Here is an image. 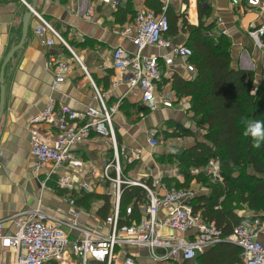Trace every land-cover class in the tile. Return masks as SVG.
<instances>
[{"label": "crops", "instance_id": "crops-1", "mask_svg": "<svg viewBox=\"0 0 264 264\" xmlns=\"http://www.w3.org/2000/svg\"><path fill=\"white\" fill-rule=\"evenodd\" d=\"M87 1L89 2L88 15L77 13L79 0H37L33 8L73 48L87 74L72 61L68 51L56 40L53 47H47L44 44V40L54 39V37L51 33H46L44 38L35 34L40 23L33 14L21 49L5 66L3 82L5 101L0 119V221H4L5 236H11L15 231L12 219L15 214L21 211L32 212L40 206L41 211L48 216L49 223L57 225L59 221L68 220L71 207L68 199L74 200V195L82 197L88 194L75 191L70 195L53 183L47 185L53 191L42 189L39 180L32 172L34 161L31 155V129L35 126L31 124V121L45 109L51 99L58 104L69 105L75 111L85 112L89 108L98 107L95 91L97 89L107 108L115 109L112 121L120 154L126 156L127 161L128 157L133 159L131 163L126 162L121 165L122 171L125 172L126 167L135 165L134 170H127L128 179L145 184L151 182L150 187L161 193L164 190H170L164 182L167 178H174L184 183L183 176L165 173L160 167L162 160L166 161L174 156L173 153L164 149L168 142L184 144L182 148L184 151L196 141H201L206 132V127L197 126L193 113L189 111L190 98H177V104H180L183 111L175 108L152 112L143 105L137 92L128 91L127 75L114 70L111 66L112 53L116 47L121 46L127 51L135 52L133 45L122 35V32L131 26L133 15L130 13L125 16V19L121 18L118 15L119 9L128 8L134 14L142 10L154 12L148 8L147 0H111L108 3L102 0ZM158 1L162 3V12L164 8L167 11V8L171 6L177 13L185 15L190 25H199L197 0ZM26 2L31 5L34 0H26ZM210 6L211 21L216 23L213 34L224 35L231 41L234 68H240L238 58L241 51L245 49L251 54L256 65V72L259 74V69H264V55L255 49L248 37L247 29L250 24L264 25V0H261V4L254 8L248 6L247 0H241L240 5H233V0H211ZM27 10L22 0H0V74L8 54L21 40L22 18ZM192 11L194 17H191ZM184 12H188V19ZM188 37L189 33L182 29L177 36H167L171 40V48L186 45ZM169 51V49H146L144 55L161 58ZM51 54L58 55L59 60L68 63L70 67L66 81L58 90L53 88L55 75L49 64ZM160 62L165 75L164 84L169 85L170 88L171 85L165 81H168L173 74L181 77L191 74L184 67L185 60L177 61L172 68L166 67L162 59ZM124 105L135 108H131L127 113L121 109ZM173 123L177 127H172ZM37 128L44 134L48 133L45 127ZM150 132L154 135L149 134ZM177 133L181 136H173ZM160 135L167 136L162 143L156 140ZM151 137L158 142L156 148H151L148 143ZM118 139L121 142H118ZM164 144L165 147H163ZM112 156L110 141L93 136L92 139L75 147L73 162L62 170L76 184L87 182L92 185L90 193L108 197L111 211L106 218L112 213L108 188L106 185L99 184L93 173L97 175ZM43 178L41 177L42 180ZM219 182L222 181L219 180ZM193 183L203 188L195 180ZM204 190L203 193L208 194V190L205 188ZM199 195L196 192V197ZM96 204L100 205L93 212L83 210L81 206L75 204L80 209L78 222L83 228L107 232L106 218L103 219L99 215L104 201L96 200ZM240 215L252 216L246 210V205L243 206ZM262 215L263 213L254 214L256 217ZM261 219L264 220V217ZM62 229L69 231L64 225ZM78 236L77 232L71 233L72 238ZM131 251L137 252L135 249ZM137 254L140 255L141 264H153L144 250H139ZM199 258L195 261L197 264H199ZM17 260L18 253L0 240V264H16ZM63 264H78V261L67 257Z\"/></svg>", "mask_w": 264, "mask_h": 264}, {"label": "built area", "instance_id": "built-area-1", "mask_svg": "<svg viewBox=\"0 0 264 264\" xmlns=\"http://www.w3.org/2000/svg\"><path fill=\"white\" fill-rule=\"evenodd\" d=\"M22 1L40 23L35 34L44 38L46 33H51L54 39L44 40V44L53 47L56 40L68 51L72 61L87 74L65 39L26 0ZM102 1L108 3L111 0ZM240 4L241 0H233V5ZM247 4L253 8L258 7L261 0H247ZM88 5L87 0H79L77 13L88 15ZM168 32L166 8L158 15L149 10L139 11L131 26L122 32L135 52L119 46L112 53V68L127 75L128 91L137 92L143 105L152 112L175 108L183 111L180 104H177L174 91L164 84L165 75L160 59L168 68L174 67L177 61L185 60L186 70L189 73L196 71L194 65L187 62L193 56L191 49L185 45L171 48V40L166 37ZM247 34L255 49L264 55V43L261 40L264 25L250 24ZM146 49L170 51L159 58L145 56ZM49 64L55 75L53 88L58 90L66 81L70 67L68 63L60 61L56 54L50 55ZM238 64L242 70L256 71L248 50L241 51ZM95 91L98 102L96 108L78 112L69 105H61L51 99L45 109L31 121L35 126L31 129V155L34 161L32 172L42 189L52 190L47 185L53 183L70 195L75 191L90 193L92 185L87 182L76 184L62 170L73 162L77 145L93 136L108 139L113 156L97 175L93 173L96 181L108 188L112 204V213L105 220L108 231L81 227L78 222L80 209L70 198L68 220L59 221L57 225L49 223L48 216L41 211L40 206L32 212L21 211L12 217L15 231L11 236H5L4 221H0V240L18 253L16 264H63L67 257L75 259L78 264H141L140 255L137 254L139 250H144L153 264H197L195 261L207 249L223 242L233 244L241 250V264H264V220L261 219L264 212L253 221L241 222L229 236H224L201 213L194 212L196 192L193 189H171L161 193L145 183L131 181L124 176L112 121L115 109H108L98 90ZM37 127H45L48 133L44 134ZM148 143L151 148L158 146L153 137L149 138ZM132 161L133 159L128 158L129 163ZM210 165L212 168H209L207 174L220 178L218 163L212 161ZM41 177H44L43 180ZM123 186L141 187L146 193L139 223L131 220L132 207L126 209L122 218L120 204ZM121 219L126 223L121 224ZM63 225L69 229L68 232L62 229ZM72 232L79 233V236L72 238ZM131 249L137 252L133 253Z\"/></svg>", "mask_w": 264, "mask_h": 264}, {"label": "trees", "instance_id": "trees-1", "mask_svg": "<svg viewBox=\"0 0 264 264\" xmlns=\"http://www.w3.org/2000/svg\"><path fill=\"white\" fill-rule=\"evenodd\" d=\"M211 0H197L199 25H190L185 15L169 6L166 16L169 32L166 37L177 36L180 29L189 33L185 46L193 56L187 60L195 72L187 77L173 74L166 83L171 85L178 99L190 98L189 111L199 128L205 129L201 141L167 159H177L180 174L187 183L195 180L208 194H200L193 200V210L215 225L224 236H229L234 227L243 221H253L254 214L264 212V146L256 149L250 139L242 136L241 118L264 120V69L258 72L234 68L231 41L224 35L213 34L216 23L211 21ZM147 6L157 15L162 12V3L147 0ZM119 17L136 14L119 9ZM194 17V12H191ZM123 19V20H124ZM124 22V21H123ZM212 33V36H211ZM264 43V35L261 38ZM259 78V79H258ZM131 105L121 109L129 112ZM172 127H177L175 123ZM181 136L180 133L173 135ZM218 163L220 178L208 176L206 170L211 162ZM199 171L191 176L190 169ZM219 180L222 182L220 183ZM168 189L187 188L174 178L164 181ZM152 186L151 182L147 183ZM75 204L85 207L92 200H103L99 215L105 219L111 207L106 196L88 193L74 195ZM146 202V193L141 187L123 186L121 198L122 218L126 209L132 207V222L139 223L140 207ZM252 215H240L243 206ZM130 219V218H129ZM126 223L122 221L121 224ZM241 250L230 243H220L210 248L199 258V264H241Z\"/></svg>", "mask_w": 264, "mask_h": 264}, {"label": "rangeland", "instance_id": "rangeland-1", "mask_svg": "<svg viewBox=\"0 0 264 264\" xmlns=\"http://www.w3.org/2000/svg\"><path fill=\"white\" fill-rule=\"evenodd\" d=\"M184 13H186L187 15V19H188V12H184ZM189 22V21H188ZM185 36L187 37V34L185 33ZM185 42H186V39H185ZM259 79V78H258ZM149 134H153L154 135V133L153 132H150ZM155 135H157V133L155 134ZM200 135H202V132L200 131ZM166 138H167V136L165 135H160V137H159V139L157 138L156 140L158 141V142H160V143H162L164 140H166ZM120 139V138H119ZM118 139V140H119ZM118 142H121V140H119ZM163 147H165V144L163 145ZM184 147V144H180V143H172V142H168V145L166 146V148H164L166 151H168V152H171V153H173V155L175 156V155H178V154H180L181 153V151H182V148ZM173 156V157H174ZM129 158V157H128ZM120 162H121V165H124V163H126V162H128L127 160H126V156H122L121 154H120ZM161 168H163L164 169V172L165 173H171V175H177L178 177H179V175H181L180 173V169H179V165H178V160L177 159H171L170 161H168V160H162L161 161V166H160ZM209 168H212L211 167V165H210V167ZM208 168V170H206V173H208L209 172V169ZM135 169V165H133L132 164V166L130 167V166H128V167H126V169H125V172L123 173L124 174V176L126 177V178H128V176L126 175V172H127V170L129 171V170H134ZM191 171H190V175L191 176H197L198 175V173H199V171H197L196 169H190ZM164 173V174H165ZM163 175V174H162ZM182 176V175H181ZM209 176V175H208ZM211 177H214L213 175H210ZM132 177V176H131ZM183 179V181H184V183H187L186 182V180H184V178H182ZM194 181V180H193ZM193 181H191L190 183H187L185 186L187 187V188H191V189H193L195 192H197V193H199V194H201V193H203V192H205V190H204V188H201L200 186H197V184L196 183H193ZM173 189H177V187L176 186H174V188ZM99 205L100 204H96V200H92L91 201V203L90 204H86L85 205V207H81V208H83V210H87V211H91V212H93V211H95V208L96 207H99Z\"/></svg>", "mask_w": 264, "mask_h": 264}, {"label": "clouds", "instance_id": "clouds-1", "mask_svg": "<svg viewBox=\"0 0 264 264\" xmlns=\"http://www.w3.org/2000/svg\"><path fill=\"white\" fill-rule=\"evenodd\" d=\"M242 136L252 141V146L260 149L264 146V120L241 118Z\"/></svg>", "mask_w": 264, "mask_h": 264}, {"label": "water", "instance_id": "water-1", "mask_svg": "<svg viewBox=\"0 0 264 264\" xmlns=\"http://www.w3.org/2000/svg\"><path fill=\"white\" fill-rule=\"evenodd\" d=\"M37 0H34L33 4H31L32 9L34 8V5L36 3ZM32 17V12L28 9L27 12L23 15L22 18V23H23V27H22V37L21 40L19 42V44L14 47L10 53L8 54L6 61L4 63V66L2 67L1 70V74H0V119L2 117L3 114V110H4V101H5V87H4V72H5V66L8 64V62L11 60V58L14 56V54L21 49L25 38L27 36L28 33V28H29V22L31 20Z\"/></svg>", "mask_w": 264, "mask_h": 264}, {"label": "bare ground", "instance_id": "bare-ground-1", "mask_svg": "<svg viewBox=\"0 0 264 264\" xmlns=\"http://www.w3.org/2000/svg\"><path fill=\"white\" fill-rule=\"evenodd\" d=\"M192 74V73H191Z\"/></svg>", "mask_w": 264, "mask_h": 264}]
</instances>
